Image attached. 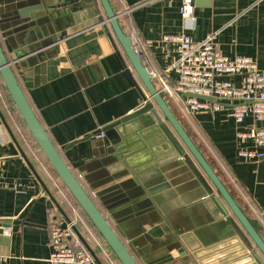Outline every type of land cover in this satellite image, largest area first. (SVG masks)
I'll list each match as a JSON object with an SVG mask.
<instances>
[{"label": "crops", "instance_id": "crops-1", "mask_svg": "<svg viewBox=\"0 0 264 264\" xmlns=\"http://www.w3.org/2000/svg\"><path fill=\"white\" fill-rule=\"evenodd\" d=\"M111 1L122 14L123 29L132 36L155 86L161 89L162 80L173 89V95L167 96L169 107L246 213L259 222L264 234V158L241 160L240 148L255 147L236 136L260 125L250 119L235 123L231 112L236 102L220 103V110L213 113L189 112L185 98L181 99L174 90L177 75L171 66L177 58L176 47L162 41L164 35L184 34L199 43L212 35L222 55L250 58L264 70V0H194L193 22L180 17L181 0H157L145 5H138L144 0ZM94 2L1 0L7 22L16 16L23 25L33 23L13 33L10 45L1 39L9 61H13L16 52L27 51L25 41L39 31L38 20H47L42 22L40 31L43 27L46 32L58 30L61 35L57 52L53 48L41 57L36 54L16 62V78L40 124L89 192L90 188L99 189L102 173H112V167L93 155V151L99 154L103 150L104 142L111 148L120 147L130 157L131 165L144 171L142 178L147 187L159 180L165 182L152 198H146L140 185L130 186L125 192L131 198L130 206H119L115 209L118 218L109 219L140 264L145 257L157 259L169 245L183 244L181 237L188 238L196 248L208 247L217 241L211 227L221 221L212 215L213 203L203 200V186L183 161L155 166L153 159L163 153L156 137H149L151 133L134 124L105 130V141L94 136L81 142L137 109L141 98L136 84L143 92L120 48L116 45L114 49L101 25H94ZM219 79L235 86L240 84L238 76ZM22 123L2 94L0 255L8 258V264H51L48 221L57 219L64 227L75 217V210L80 219L76 230L100 264H117ZM143 198L150 203L145 204ZM99 206L108 216V211ZM171 251L169 254L177 259L176 252Z\"/></svg>", "mask_w": 264, "mask_h": 264}, {"label": "water", "instance_id": "water-1", "mask_svg": "<svg viewBox=\"0 0 264 264\" xmlns=\"http://www.w3.org/2000/svg\"><path fill=\"white\" fill-rule=\"evenodd\" d=\"M93 2V16L96 18L94 25L100 24L114 49L116 45L120 48L143 92L136 84V89L141 98V104L137 109L126 117L115 121L109 127L81 139V142L90 141L91 138L98 137L100 134L104 135L105 130L112 128L122 127L123 129L134 124L139 130L145 128V132L152 134L149 137H156L155 140L162 147L163 153L153 159L155 166L161 167L176 161L181 164L183 161L203 186L205 190L203 200L207 199L213 203V217L218 216V219L221 220L214 227H211L217 239L216 243L205 248L199 246L196 248V245H191L188 238L181 237L183 244L169 245L157 259L150 260L145 257L141 264H264V234L259 222L246 213L244 207L219 178L212 165L169 107L168 97L155 86L152 75L147 70L132 36L123 29L120 19L121 13L118 12L112 1L93 0ZM1 5L0 0V81L7 96L55 177L61 182L96 231L114 260L118 264H140L113 229L109 219L118 218L119 215L115 213V209L119 206H126L127 204L128 207L130 206L131 198H127L125 194L130 186L135 183L140 185L146 191V198H152L158 194L161 187L165 186V182L159 180L152 187H147L142 178L144 171H137L138 166L131 165L130 157L123 153L120 147L111 148L104 142L102 144L103 150L99 154H95L93 151V155L98 159L100 158L101 161L99 162L109 168L112 167L109 169L112 173L108 174L106 171L102 173L104 175H102L103 179L99 183V189L90 188L91 192H89L83 187L78 176L65 163L61 151L54 145L40 124L13 70V67L16 68L17 66L16 62L22 58L36 54L41 57L43 53L53 48L57 52L56 45L61 40V35L58 30L56 33L46 32L43 27L40 31L42 22L47 20H38L39 31L30 34L28 40L25 41V45L28 46L27 51L16 52L13 61H9L1 39L10 45V38L13 37V33L23 31L28 26H32L33 23H31L32 25H23L22 21L15 15L10 22H7L3 17ZM133 83L135 84L134 81ZM177 95L181 99L194 97L181 93H177ZM197 98L212 101L211 98ZM144 138L147 139V137ZM103 141L105 140L103 139ZM77 142L63 150L69 149ZM116 168H119V171H116ZM141 195H143L142 190ZM144 202L145 204L150 203L147 199ZM99 204L108 211V216L104 215ZM140 231L143 233L142 229ZM75 233L92 257L100 264L76 229ZM170 251L176 252L177 259L169 254Z\"/></svg>", "mask_w": 264, "mask_h": 264}, {"label": "built area", "instance_id": "built-area-1", "mask_svg": "<svg viewBox=\"0 0 264 264\" xmlns=\"http://www.w3.org/2000/svg\"><path fill=\"white\" fill-rule=\"evenodd\" d=\"M157 0H144L138 5H145ZM194 0H181L180 17L193 22ZM137 5V6H138ZM122 17V14H121ZM164 44L176 47L177 58L171 69L177 75L175 91L194 97H185V104L191 113L216 112L220 103L236 102L231 116L234 122L242 124L245 120L259 124L257 128L240 131L236 134L242 141H250L254 150L240 148L238 156L248 162L264 158V70L247 57L228 58L222 55L213 43V36L202 42H194L184 34L164 35ZM223 76H238L240 84L235 86L230 81L219 79ZM161 90L166 96L173 95V89L161 80ZM2 92L0 91V97ZM211 98L212 101L198 99ZM104 135L100 134L99 139ZM62 227L57 219L48 221L51 264H99L85 248L75 233L80 223L78 213ZM264 216V212L261 213ZM1 230V229H0ZM4 231V230H3ZM3 233L8 234L5 230ZM0 264H8V258L0 255Z\"/></svg>", "mask_w": 264, "mask_h": 264}, {"label": "trees", "instance_id": "trees-1", "mask_svg": "<svg viewBox=\"0 0 264 264\" xmlns=\"http://www.w3.org/2000/svg\"><path fill=\"white\" fill-rule=\"evenodd\" d=\"M1 90L4 91L5 96L7 97L6 91H5L3 85H2V83H1V81H0V91H1ZM7 101H8L10 104H12L11 101H10V99H9V97H7ZM22 124H23V123H22ZM23 129L26 130V127L24 126V124H23ZM29 136L31 137V135H29ZM37 150H38V149H37ZM80 212H81V211H80ZM81 215H82V217H84V219L86 220V222H87V224L90 226V228L93 229V227H92V226L90 225V223L87 221L86 217L82 214V212H81ZM93 231L95 232V235H96L98 238H100L94 229H93ZM100 240H101V239H100ZM103 244H104V243H103ZM104 245H105V244H104ZM105 247H106V246H105Z\"/></svg>", "mask_w": 264, "mask_h": 264}, {"label": "rangeland", "instance_id": "rangeland-1", "mask_svg": "<svg viewBox=\"0 0 264 264\" xmlns=\"http://www.w3.org/2000/svg\"><path fill=\"white\" fill-rule=\"evenodd\" d=\"M1 92H2V94L5 96V93H4V91H2L1 90ZM6 97V96H5ZM8 97V96H7ZM7 97H6V99H7ZM36 148H37V146H36ZM38 149V148H37ZM40 154H41V152H40ZM42 155V154H41ZM91 230H92V232L95 234V232L93 231V229L92 228H90ZM101 241V240H100ZM102 243V242H101ZM113 257V256H112ZM116 262V261H115ZM117 263V262H116ZM118 264V263H117Z\"/></svg>", "mask_w": 264, "mask_h": 264}]
</instances>
